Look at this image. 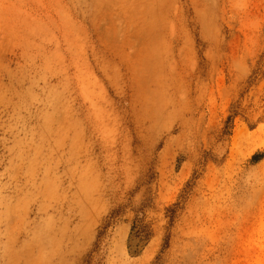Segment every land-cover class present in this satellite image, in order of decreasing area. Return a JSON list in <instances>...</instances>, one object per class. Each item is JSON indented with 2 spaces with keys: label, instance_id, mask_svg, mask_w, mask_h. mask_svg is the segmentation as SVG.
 <instances>
[{
  "label": "rangeland",
  "instance_id": "374dc122",
  "mask_svg": "<svg viewBox=\"0 0 264 264\" xmlns=\"http://www.w3.org/2000/svg\"><path fill=\"white\" fill-rule=\"evenodd\" d=\"M0 264H264V0H0Z\"/></svg>",
  "mask_w": 264,
  "mask_h": 264
},
{
  "label": "trees",
  "instance_id": "16d2710c",
  "mask_svg": "<svg viewBox=\"0 0 264 264\" xmlns=\"http://www.w3.org/2000/svg\"><path fill=\"white\" fill-rule=\"evenodd\" d=\"M150 171V170H149ZM146 178H144L140 185L144 186V190L142 193V200L140 202V205L134 209L135 211V217L133 221V225L131 227L130 236L128 239V246L131 249V247H134L135 250H138L142 246V243L148 240L150 236V224L147 220L148 217V211H150L153 208V193L150 186H148L151 182V180L155 177V172H148L147 170ZM174 206H177L176 203ZM175 211L174 207L167 208V212L170 213V218H172L173 213ZM167 241L164 242L166 244ZM163 244V245H164Z\"/></svg>",
  "mask_w": 264,
  "mask_h": 264
}]
</instances>
